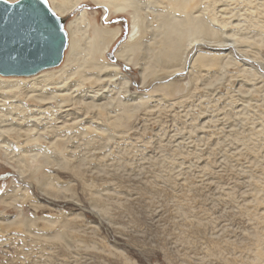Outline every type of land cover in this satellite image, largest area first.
Wrapping results in <instances>:
<instances>
[{
  "label": "rangeland",
  "instance_id": "1",
  "mask_svg": "<svg viewBox=\"0 0 264 264\" xmlns=\"http://www.w3.org/2000/svg\"><path fill=\"white\" fill-rule=\"evenodd\" d=\"M65 1L74 5L66 23L86 10V20L73 26L84 46L79 59L118 64L127 85L123 74L99 82L98 69L84 66V81L78 74L69 80L71 92L82 82L73 96L40 102L30 90L0 92V125L12 127L0 133V264H264V0H195V14L208 22L222 18V29L238 43L226 51L186 43L180 63L159 65L146 83L140 66L110 55L129 35L135 13L142 48L134 56L148 65L150 50L161 46L163 8L135 0V10L107 17L105 0ZM94 27L121 31L110 51L97 57L87 51ZM200 54L219 66L202 65ZM246 57L254 61L243 62ZM46 88L48 95L57 87ZM93 89L95 99L80 93ZM138 94L143 100L125 107ZM17 111L42 112L43 119L27 116L18 125ZM69 111L75 113L54 115ZM77 115L95 125L82 130Z\"/></svg>",
  "mask_w": 264,
  "mask_h": 264
},
{
  "label": "bare ground",
  "instance_id": "2",
  "mask_svg": "<svg viewBox=\"0 0 264 264\" xmlns=\"http://www.w3.org/2000/svg\"><path fill=\"white\" fill-rule=\"evenodd\" d=\"M11 2H16L18 0H8ZM78 1L81 0H77L76 3H78ZM96 1V3L98 4H102L103 2H101L100 0H94ZM106 3H104V5L106 6V8H108V10L106 9V15L107 17L110 16L111 14H113V12L118 13V12H126L127 7H132L135 10V0H105ZM153 3H156V7L161 6L163 8V13H160L159 16L162 17V24H161V29L159 30L160 33V43L161 46L159 47V49H151L149 54L150 55V62L148 65H145V63L142 65H138L139 62L135 60V56L134 53H136L137 51L141 50V46L139 44V40H137V33L139 32V26H142L141 23L139 22V16L135 13L130 14L131 17V25H130V30H129V35H126L127 38L125 41H123L119 47L117 48L115 54L112 56L113 58H116L117 61H122L125 64H135L136 66H140V75L142 77V82L146 83L148 78L152 75H156L158 73V66L162 65L164 63H176L180 60H182L184 58V50L185 49V44L187 43L192 44V43H200V44H205L211 47H218L220 50H225V48H228L229 46H233L234 44L238 43L237 39H235V35L232 33L233 36H230V32H228L229 34L226 33L225 29L223 28V25H225V22L223 23V20H219V19H213L211 22H208L207 20L205 21V19H203V17H201L200 15H196L195 14V9L196 5L194 6L195 0H168L167 3H163V0H149ZM203 1V0H202ZM223 1V0H222ZM244 1V0H243ZM248 1V0H247ZM255 1V0H254ZM258 1V0H257ZM263 1V0H262ZM49 2V6L51 7V9L60 17H65L68 14H70L72 12V10L74 9V5L72 4H68L67 1L65 0H48ZM144 2V1H143ZM161 2V3H159ZM253 2V1H251ZM260 2V1H259ZM258 2V3H259ZM145 3V2H144ZM200 3V2H199ZM223 3H225L223 1ZM250 3V2H249ZM263 3V2H262ZM146 4H148L146 2ZM145 4V5H146ZM152 5V3H150ZM162 4V5H161ZM202 4V3H201ZM226 5V3H225ZM150 6V5H149ZM154 6V5H153ZM228 6V5H227ZM258 6L257 9L259 8V4L256 5ZM220 7V6H219ZM222 7V6H221ZM246 7V5H245ZM250 7V6H249ZM112 8L113 11L110 9ZM149 8V7H148ZM223 8V7H222ZM262 8V7H261ZM110 9V11H109ZM194 9V10H193ZM250 9V8H249ZM159 10V9H158ZM156 11V10H155ZM247 11V10H246ZM249 12V11H248ZM155 13V12H154ZM205 13V12H204ZM241 13V12H240ZM257 13V12H256ZM177 14V15H176ZM242 14V13H241ZM251 14H253L252 10H251ZM255 14V12H254ZM207 15V14H206ZM158 16V15H156ZM237 16V15H236ZM242 16V15H241ZM208 17V16H207ZM249 17V16H248ZM74 18V17H73ZM106 18V17H105ZM108 19V18H107ZM208 19V18H207ZM79 20L85 21L86 20V10H80L79 14L75 17L74 20L68 21L67 23H65V30L67 32L68 35V43H67V47L65 49V52L63 54V58L61 60L62 65L60 67H58L59 65L49 68V69H45L40 71L39 73L33 75V76H29V77H23V76H9V77H4L0 75V92L2 93L4 90L9 89V90H19L21 89H25V90H30V92H28L29 95H34L35 98L37 100H39L40 102H46V101H51L53 99H56V97H58V95H62V94H67V92H71V83L69 82V80L71 79V77L74 74H78L81 80H85L86 77H88V75H86L85 68L82 69V67L87 66L90 68H95L96 70L98 69V72L95 74V77L97 79V81L101 82L103 80H109L110 83L112 82V80H114L113 75L117 74L119 77L123 74L121 73L120 69H119V65L114 63V62H110V63H105L100 61L99 59H89L86 60V57H82V60L79 59V55L78 51L80 46V43L78 41V39L76 38L77 36L76 34V29L73 27L74 24H77V22ZM225 21V20H224ZM130 22V21H129ZM143 23V22H142ZM90 24V23H89ZM144 24V23H143ZM238 25V24H237ZM226 26V25H225ZM242 26V25H241ZM79 27V26H78ZM83 27V26H82ZM107 29V30H106ZM106 29H100L97 27L93 28V35H92V40L90 38L91 45L88 48L87 51H89L90 56L95 57V55L98 53V51L101 50V53H107L109 52L111 49V45L113 44L114 41H116L120 34L121 31L119 29V27H115V28H106ZM232 29V28H231ZM250 29V28H249ZM82 30V29H79ZM83 30L85 31L86 28L84 27ZM224 30V31H221ZM230 30V29H229ZM234 30V29H233ZM259 30V28H258ZM238 31V30H237ZM257 31V30H256ZM262 31V30H261ZM233 32V31H232ZM260 32V31H259ZM80 33V32H77ZM238 33V32H237ZM143 35V34H142ZM248 36V35H247ZM257 36V35H256ZM110 37V38H109ZM142 37V36H141ZM159 40V39H158ZM88 42V40H85ZM81 42V41H80ZM203 42V43H202ZM86 43V45H88ZM148 43V42H147ZM104 44V47H101V45ZM248 45V43H246ZM245 44V45H246ZM84 45V44H83ZM157 45V44H156ZM80 46V47H79ZM244 46V45H243ZM84 47V46H83ZM83 47H81V49H83ZM236 47V46H235ZM248 47V46H247ZM236 49V48H235ZM181 51H183V53L181 54ZM239 51V50H238ZM81 53V50H80ZM241 53V52H240ZM84 54V53H83ZM86 54V53H85ZM84 54V55H85ZM82 55V54H81ZM83 55V56H84ZM100 56V54L98 55ZM183 56V58H182ZM190 56V55H189ZM97 57V55H96ZM89 58V56L87 57V59ZM100 58V57H99ZM246 59V61L243 62H249L252 63L254 61V59L251 57H246L244 58V60ZM64 60V61H63ZM139 60V59H138ZM144 60V59H143ZM88 62V63H81V62ZM140 61V60H139ZM197 61L199 63H201L202 65H214V66H219V60L213 58V59H207L206 57H204L203 54L198 55ZM153 62V63H152ZM256 62V61H255ZM105 63V64H104ZM180 63V62H178ZM186 63V62H185ZM183 64V63H182ZM222 64V63H221ZM248 65V64H247ZM181 66V65H180ZM250 66V65H249ZM185 67V66H184ZM208 67V66H207ZM109 70L108 72H106L105 70ZM179 69V68H178ZM176 72L171 71V75H174L176 73H180L181 69H179ZM251 69V68H250ZM206 70V69H205ZM105 71L104 75L102 72ZM170 71V70H169ZM214 71V70H213ZM219 74V73H218ZM76 76V75H75ZM90 76V75H89ZM124 76V74H123ZM220 76V75H219ZM161 77V75H160ZM159 77V78H160ZM168 77V76H166ZM94 78V77H93ZM117 78V76H116ZM124 78V84L127 85V79ZM122 78V79H123ZM218 78V77H217ZM219 79V78H218ZM81 80H79L78 82H75V89L74 91L71 92V96L75 95V92L79 91L77 90L78 87H80L82 85ZM29 81V82H28ZM74 81V79H73ZM94 81V80H92ZM168 82V80H166ZM165 81V82H166ZM218 81V80H217ZM72 82V81H71ZM96 82V81H95ZM117 82V81H116ZM54 84L56 85V89H52L49 91L50 94H46L45 89H47L46 87ZM91 83V81H90ZM122 84V83H121ZM120 84V85H121ZM209 84V83H208ZM212 84V83H211ZM92 85V84H91ZM89 85V86H91ZM104 85V83H103ZM87 86V85H86ZM88 86V87H89ZM111 86V85H110ZM114 86V85H113ZM111 86V88L113 87ZM85 87V86H84ZM98 87V86H97ZM100 87V86H99ZM98 87V90H102V88L104 87ZM120 87V86H119ZM125 87V86H124ZM51 88V87H50ZM106 88V87H105ZM117 88V87H116ZM122 88V87H121ZM169 88V85L168 87ZM37 91H36V90ZM91 89V88H90ZM104 89V88H103ZM113 89V88H112ZM115 89V88H114ZM113 89V91H114ZM119 90V89H118ZM212 90V89H211ZM216 90V89H215ZM32 91V92H31ZM34 91L36 93H34ZM47 91V90H46ZM83 91V90H82ZM112 91V90H111ZM16 92V91H15ZM26 92V91H25ZM106 92V91H105ZM108 92V90H107ZM110 92V91H109ZM119 92V91H118ZM48 93V92H47ZM82 93V95H90L92 99H95L96 95H94L93 93H95V89H93V91H83L80 92ZM141 93V92H140ZM92 94V95H91ZM96 94H100L99 92H96ZM104 94L103 96L106 97H110L112 98V94H108V93H101ZM134 94V93H133ZM16 95V94H15ZM126 95V94H125ZM147 95V94H146ZM27 96V95H26ZM33 96V97H34ZM68 96V95H67ZM70 96V95H69ZM89 96V97H90ZM102 97V95H100ZM99 96V97H100ZM120 96V95H119ZM231 96V95H230ZM115 97V96H114ZM127 97V95H126ZM129 97V96H128ZM144 97V94H141L138 96L135 95H130L129 97V101H125V107H128V105L133 104L135 105V100L137 99H141ZM262 97V96H260ZM25 98V97H24ZM23 98V99H24ZM34 98V99H35ZM118 98V97H117ZM116 98V99H117ZM120 98V97H119ZM161 98V97H160ZM234 98V97H233ZM22 99V98H21ZM20 99V100H21ZM87 99V98H86ZM125 99V98H124ZM128 99V98H127ZM246 99V98H245ZM58 103L60 104L62 102L66 103L65 99H58ZM78 100V99H77ZM122 101L123 98L121 99ZM143 99H141L142 101ZM16 101V100H15ZM74 101V99H73ZM88 101V100H87ZM1 103H3V100H0ZM226 102V101H225ZM17 103V102H16ZM90 103V102H89ZM96 103V102H95ZM112 103V102H111ZM110 103V104H111ZM248 103V102H247ZM255 103V102H254ZM24 104V103H22ZM67 104V103H66ZM83 104V103H82ZM94 104V101H93ZM104 104V103H103ZM114 104V102H113ZM123 104V103H122ZM190 104V103H189ZM236 104V103H235ZM246 104V103H245ZM244 104V107L246 108ZM36 105V104H35ZM46 105V103H45ZM44 105V106H45ZM51 105V103L49 104ZM101 105V104H100ZM38 106V105H36ZM47 106V105H46ZM55 106V105H54ZM58 106V105H57ZM94 106L99 107V104H94ZM108 106V105H107ZM131 106V105H130ZM235 106V105H234ZM18 107V106H17ZM50 107L51 106H47ZM53 107V105H52ZM62 106H60L61 108ZM64 107V106H63ZM67 107L66 110H68V107H70V105L65 106ZM79 107V106H78ZM111 107V106H110ZM242 107V106H241ZM57 108V107H56ZM77 108V107H76ZM106 108V107H105ZM122 108V107H121ZM124 108V107H123ZM262 108V107H261ZM43 111V108H40ZM52 109V108H51ZM50 109V110H51ZM116 109V108H115ZM119 109V108H118ZM127 109V108H126ZM10 110V109H9ZM23 110V109H22ZM59 110V108H58ZM71 110V109H70ZM135 110V109H134ZM193 110V109H192ZM247 110V109H246ZM1 111V110H0ZM6 111V110H5ZM15 111V110H14ZM31 111V110H30ZM55 111V109H54ZM101 111V110H100ZM126 111V110H125ZM124 111V112H125ZM253 111V110H252ZM19 111H17V114L19 116V123L20 124H24V122L26 121L27 116H29V120L32 119H40L42 120V112L40 113V116H38V113L34 112L32 115L27 112V114H23L20 115L18 113ZM24 112V111H23ZM58 112V111H57ZM61 112V111H60ZM86 112V111H85ZM254 112V111H253ZM12 113V112H11ZM16 113V112H15ZM73 113H75V111L73 112H67L65 115H63V113L61 115H56V112H54V115L57 118H65L68 115H73ZM243 113V112H242ZM2 114V113H0ZM9 114V113H8ZM14 114V112H13ZM46 114L43 112V115ZM58 114H60L58 112ZM79 114V113H78ZM94 114V113H93ZM128 114V113H126ZM250 114V112H249ZM240 115V114H239ZM251 115V114H250ZM9 116V115H8ZM17 116V118H18ZM119 116V115H117ZM225 116V115H224ZM5 117V116H4ZM71 117V116H70ZM253 117V116H252ZM16 118V117H15ZM16 118V119H17ZM74 118H76L77 120V126L80 127L82 130L87 129L88 127L86 126L87 123H91L93 120L89 121L86 120V115H77V117L74 116ZM91 118V117H90ZM89 118V119H90ZM121 119V117H119ZM251 118V117H250ZM67 119V118H66ZM116 119V118H115ZM119 119V120H120ZM125 119V118H122ZM219 119V118H218ZM224 119V118H223ZM9 120V119H7ZM13 115L11 116V121L17 123L16 121H13ZM65 120V119H64ZM118 120V119H116ZM34 121V120H33ZM61 121V120H60ZM63 121V120H62ZM97 121V120H96ZM176 121V120H175ZM9 122V121H8ZM11 122V123H12ZM39 122V121H38ZM64 122V121H63ZM72 122V121H71ZM120 122V121H119ZM10 123V122H9ZM35 123V122H34ZM52 123V122H51ZM184 123V122H183ZM240 123V122H239ZM6 124V123H5ZM39 124V123H38ZM42 124V123H41ZM49 124V123H48ZM76 124V123H75ZM74 124V125H75ZM120 124V123H119ZM123 124V123H122ZM14 125V124H13ZM17 125V126H18ZM26 126H28V123H25ZM37 125V124H36ZM56 125L58 126V122H56ZM69 125V124H68ZM91 125V124H90ZM95 124H92L91 126H94ZM106 125V124H105ZM105 125H103V128H106ZM224 125V124H223ZM222 125V126H223ZM229 125V124H228ZM67 126V125H66ZM90 126V127H91ZM97 126V125H96ZM102 126V125H100ZM107 126V125H106ZM246 126V125H245ZM252 126V125H251ZM22 127H25L22 125ZM22 127L20 128V130L22 129ZM61 127V126H59ZM76 127V126H75ZM244 127V126H243ZM12 127H7V126H2L0 125V133H2L3 131L5 132V130H8ZM19 128V127H18ZM37 128V127H36ZM35 128V129H36ZM43 128V127H40ZM46 128V127H45ZM49 128V127H48ZM192 128V127H191ZM16 128L14 127V130ZM25 129V128H23ZM98 130V128H96ZM141 129V128H140ZM13 130V129H12ZM20 130L18 129V131L20 132ZM31 130V129H30ZM38 130V129H37ZM36 130V131H37ZM40 130V129H39ZM43 130V129H42ZM105 130V129H104ZM126 130V129H125ZM11 131V130H10ZM45 131V130H44ZM64 131V130H63ZM227 131V130H226ZM17 133V131H14ZM28 132V131H27ZM70 131H66L67 134H69ZM107 132V131H106ZM249 132V131H246ZM44 133V132H43ZM65 133V134H66ZM76 133V132H75ZM123 132H121V135ZM125 133V132H124ZM182 133V132H181ZM230 133V132H229ZM244 133V132H243ZM19 134V133H18ZM74 134V133H73ZM81 134V133H80ZM79 134V135H80ZM103 134V133H102ZM109 134V133H108ZM235 134V133H234ZM253 134V133H251ZM2 135V134H1ZM36 135V133L34 134ZM34 135L32 136V138H34ZM38 135V134H37ZM52 135V134H51ZM240 135V134H239ZM254 135V134H253ZM264 135V134H263ZM47 136V135H45ZM68 136V135H67ZM92 136V135H91ZM107 137H110L108 135H106ZM120 136V134H119ZM158 136V135H157ZM217 136V135H216ZM248 136V135H247ZM6 137V136H5ZM28 137V135H27ZM39 137V136H38ZM63 137V136H62ZM71 137V136H69ZM79 137V136H78ZM118 137V136H117ZM122 137V136H121ZM242 137V136H241ZM252 137V136H251ZM65 137H63L64 139ZM77 138V137H76ZM100 138V137H99ZM253 138V137H252ZM251 138V139H252ZM261 138V137H260ZM3 139V138H2ZM35 139V138H34ZM68 139V138H67ZM71 139V138H70ZM219 139V138H218ZM1 140V139H0ZM24 140V139H23ZM26 140V139H25ZM28 140V139H27ZM242 140V139H240ZM248 140V139H247ZM250 140V139H249ZM2 141V140H1ZM246 141V139H245ZM25 142V141H24ZM217 142V141H216ZM249 142V141H248ZM247 142V143H248ZM15 143V142H14ZM98 143V142H97ZM106 143V142H105ZM114 143V142H113ZM241 144L243 142H240ZM246 143V142H245ZM260 143V142H259ZM37 145V144H36ZM107 145V144H106ZM132 145V144H131ZM249 145V144H247ZM255 145V144H254ZM1 147V146H0ZM13 147V146H12ZM18 147V145H17ZM177 147V146H176ZM224 147V146H223ZM228 147V146H227ZM36 148V147H35ZM34 148L35 151L36 149ZM257 148V147H256ZM255 148V150H256ZM14 149V148H13ZM18 149V148H17ZM20 149V148H19ZM61 149V148H60ZM178 149V148H177ZM254 149V148H253ZM261 149V148H260ZM15 150V149H14ZM220 150V149H219ZM30 151V150H28ZM90 151V149H89ZM16 152V150H15ZM41 152V151H40ZM45 152V151H44ZM21 153V151H20ZM19 153V155H20ZM28 153V152H27ZM31 153V152H30ZM37 153V151H36ZM42 153V152H41ZM77 153V152H76ZM22 156H24V153H21ZM214 154V153H213ZM48 155V154H46ZM154 156V155H153ZM172 156V155H171ZM177 156V155H176ZM203 156V155H202ZM209 157V156H208ZM18 159V158H16ZM22 159V158H21ZM47 159V158H46ZM219 159V158H218ZM23 160V159H22ZM195 160V159H194ZM69 161V160H68ZM71 161V160H70ZM190 161V160H189ZM196 161V160H195ZM47 162V160H46ZM174 168V167H173ZM20 169V167H19ZM246 169V168H245ZM22 171V170H21ZM178 171V170H177ZM202 174V173H201ZM256 188V187H255ZM3 230V229H2ZM0 230V231H2Z\"/></svg>",
  "mask_w": 264,
  "mask_h": 264
},
{
  "label": "water",
  "instance_id": "3",
  "mask_svg": "<svg viewBox=\"0 0 264 264\" xmlns=\"http://www.w3.org/2000/svg\"><path fill=\"white\" fill-rule=\"evenodd\" d=\"M65 23L48 0H0V75L29 77L59 65Z\"/></svg>",
  "mask_w": 264,
  "mask_h": 264
}]
</instances>
